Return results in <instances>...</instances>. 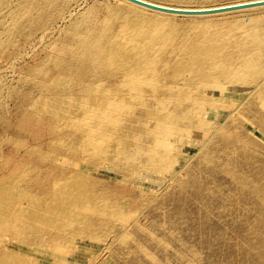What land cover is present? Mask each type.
Instances as JSON below:
<instances>
[{
	"label": "rangeland",
	"instance_id": "rangeland-1",
	"mask_svg": "<svg viewBox=\"0 0 264 264\" xmlns=\"http://www.w3.org/2000/svg\"><path fill=\"white\" fill-rule=\"evenodd\" d=\"M123 5L0 0V264H264L262 84L222 52L226 83L195 79L207 25L145 67L159 86L133 82L140 47L117 70L113 52L142 43L138 30L162 34L167 15L127 23ZM249 14L264 8L219 19Z\"/></svg>",
	"mask_w": 264,
	"mask_h": 264
},
{
	"label": "bare ground",
	"instance_id": "bare-ground-1",
	"mask_svg": "<svg viewBox=\"0 0 264 264\" xmlns=\"http://www.w3.org/2000/svg\"><path fill=\"white\" fill-rule=\"evenodd\" d=\"M122 1L125 5L119 6L118 9L121 10L120 15L124 17H129V21L127 23H132L135 17H139L144 15V12H153L156 14L167 15L166 19L161 18L157 24L161 26L164 30L162 34L155 35L152 33V30L143 29L138 30V34L141 36V42L137 46L122 49L120 46H117V51L110 53L109 56H116L115 65H117V69L126 61L131 60L129 55V50H135L137 47L139 48L140 58L135 61L136 63L130 65L133 82L144 83L146 80L149 81L151 87L155 89V87L159 86V82H155L156 80L152 79V73L143 74V70L149 64H154L156 66H160L166 60V49L168 45L172 41H180L185 36V34H189L195 28L200 25H207L208 28L214 29L212 31L205 32L201 35V39L197 38L194 41L193 49L194 52L197 53V57L192 65V70L195 74L196 78L202 79V84L205 86L212 85L214 80H220L223 83H226L228 80V66L229 63H222V58L218 57L216 54L219 52L226 53L225 58H235L238 61L244 62V66L235 67L237 70L250 73L249 77H254L256 80H259L264 88V16L262 15H245L239 17H224L219 19L220 15H225L228 13L240 12V11H248L250 9H261L264 8V5L253 6L243 9H237L232 11L214 13L209 15H201V16H190L187 17V21L182 23H177L173 20V16H168V14L163 12H157L153 10H149L147 8H143L141 6H137L133 3H130L125 0ZM150 3L158 4L166 7H173L179 9H215L227 6L241 5L243 3L256 2L261 0H234L228 2L214 3L208 5L201 6H180V5H172L167 4L155 0H144ZM122 5V4H121ZM256 14V13H255ZM172 15V14H171ZM174 15V14H173ZM211 17H216V19H211ZM137 20V19H134ZM219 20H222L219 22ZM35 21V20H34ZM32 23V22H31ZM137 23V22H133ZM218 25L222 27H226L225 30L219 29ZM218 27V29H216ZM112 34V32H111ZM156 37V38H155ZM163 37V41L161 42L163 45L157 43V39ZM219 39L223 44H217L216 40ZM161 46L164 54L162 57H157L156 52ZM102 47H104L102 45ZM168 51V50H167ZM102 60V59H101ZM232 61V60H231ZM98 63H95L94 67L97 69ZM240 63V62H239ZM98 66V67H97ZM102 68V67H100ZM127 73V72H126ZM124 73V74H126ZM120 73L114 72L112 76H117ZM111 76V74H110ZM164 89L167 92L173 91V85L169 84L164 86ZM203 97L199 99V101L203 100ZM211 101V99H210ZM162 136V139H167V142H170L173 145V149L175 154H190L191 151H183L182 146L178 137H174V135L167 136L163 134H159V137ZM207 137V136H206ZM205 137V138H206ZM189 139V138H186ZM179 145V146H178ZM190 145V144H189ZM194 146V147H193ZM196 149V145H192L189 148ZM197 150V149H196ZM151 152V150H149ZM170 154V153H169ZM150 159L156 158V150H153L152 153L148 156ZM187 158V157H186ZM206 158V157H204ZM189 159V158H187ZM185 160V159H184ZM172 168V167H170ZM177 167L173 168L171 171H175ZM171 178V177H170ZM169 178V179H170ZM168 179V180H169ZM198 193V191H197Z\"/></svg>",
	"mask_w": 264,
	"mask_h": 264
},
{
	"label": "water",
	"instance_id": "water-1",
	"mask_svg": "<svg viewBox=\"0 0 264 264\" xmlns=\"http://www.w3.org/2000/svg\"><path fill=\"white\" fill-rule=\"evenodd\" d=\"M125 1L133 3L137 6H141L143 8H147L149 10L163 12L166 14H175L179 16L209 15V14H214V13H220V12H226V11L243 9V8H248V7H253V6L264 5V0H261V1H256V2L243 3L241 5L227 6V7L215 8V9L197 10V9H179V8H173V7H166V6H161L158 4L150 3L144 0H125Z\"/></svg>",
	"mask_w": 264,
	"mask_h": 264
}]
</instances>
